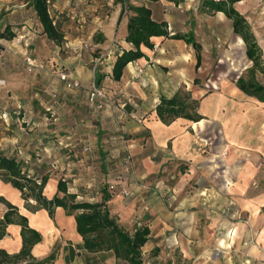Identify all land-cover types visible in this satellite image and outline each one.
Returning a JSON list of instances; mask_svg holds the SVG:
<instances>
[{
    "label": "crops",
    "instance_id": "0c3cea01",
    "mask_svg": "<svg viewBox=\"0 0 264 264\" xmlns=\"http://www.w3.org/2000/svg\"><path fill=\"white\" fill-rule=\"evenodd\" d=\"M104 4L112 6L113 0H106ZM216 13L225 18L233 32L231 20L221 12ZM90 16L93 17L90 21L96 24L94 28L79 36H68L66 33L65 42L56 45L43 33L42 25L29 0H0V46L8 48L5 59L0 62V97L8 96L9 99L11 96L21 95L27 86L37 83L39 88L35 87V95L40 96L39 104L45 105L48 111L54 107L55 101L52 103L53 100L50 99V104L49 100L42 97H45V92L56 97L54 87L59 80L37 69L29 73L22 55L26 52L48 69L65 70L69 67L71 78L81 86L78 92H70L68 99L65 98L68 101V136L58 143L68 147V156H57L56 144L46 147L47 152L40 156L45 164L61 170L46 174L48 180L43 188V195L47 199H52L55 195L63 196L62 192L57 191V184L60 179L65 181L67 176V192L76 195V202H83L77 201L82 198V188H97L100 193L103 189L108 191L107 186L118 182L117 178L123 176V173L109 174L108 155L111 153L128 154L131 159L129 179L136 184L142 183L151 175H159L164 179L161 174L170 163L182 165L186 178L199 179L201 175L214 178L212 173L216 170V165H210L214 162L213 159L218 157L224 163L229 154L238 152L239 147H246L247 140L253 139L252 133L244 131L242 114L234 112L233 98L238 96L237 87L236 91L233 89L229 93H208L194 86V80L202 72V57L200 67L196 70L192 45L183 40L152 37L150 41L153 47L148 49L142 46L144 56L129 62L123 69L120 80L114 82L110 75L116 56L121 55L123 50L132 48L125 41L127 18L119 20L118 12L107 15L104 19L93 14ZM172 16L169 12H164L155 17L152 10L154 20L167 23L170 36L176 33L172 26ZM18 35H23V41L29 44L27 50L22 44H16L15 38ZM82 46H89L91 50L100 49L101 55L81 58L70 51ZM62 52L67 55L62 57ZM99 59H102L100 63ZM90 66H95L97 70L95 77L101 76L98 86L104 89L106 97V105L101 108L98 103L103 101L91 102L88 98ZM27 77L31 78L24 80ZM186 86L192 99L199 101L196 113L202 118L198 121L176 118L173 122L164 124L156 114L161 98L170 99ZM237 109L239 111L240 107ZM108 128L116 130L118 134L109 136L105 132ZM58 130L62 129L57 126L48 129L45 125H36L34 131L55 133ZM48 133L42 137L48 138ZM125 137L128 139L120 140ZM30 142L49 145V141H43L40 136ZM76 167H80L77 175L74 171ZM245 172L248 174V171ZM228 176L230 172L225 170L218 178L222 181ZM238 179L241 186L234 187L232 191H228L229 194L233 192L241 195L248 192V175L242 171ZM215 189L208 192L209 196L215 197V201L218 199L216 196L228 195L222 188ZM0 197L16 206L19 214L27 218L28 227L39 233L41 240L31 249L34 260L40 262L53 254L54 260L41 264H84L80 251L82 238L76 231L74 215H69L61 207L54 210L53 218L44 209L30 211L25 207L26 202L20 191L1 180ZM254 206L259 207L258 204ZM5 211L6 206L0 202V218ZM20 230L18 225H9L6 236L0 240V249L9 254L17 253L22 246ZM259 257L263 259L264 254Z\"/></svg>",
    "mask_w": 264,
    "mask_h": 264
},
{
    "label": "rangeland",
    "instance_id": "374dc122",
    "mask_svg": "<svg viewBox=\"0 0 264 264\" xmlns=\"http://www.w3.org/2000/svg\"><path fill=\"white\" fill-rule=\"evenodd\" d=\"M127 1L134 6H148L154 11L155 17L169 12L173 15L172 26L176 33L193 34L201 45L202 72L194 80V86L200 90L208 93H229L233 89L239 91L236 89L238 79L242 78L246 83L252 77L264 86V74L260 72L264 67V0H242L234 4L235 9L248 22L262 52L258 68H253L252 62L246 57L244 43L242 52L237 53L233 49L237 35L231 32L225 18L218 16L206 4L210 0H178L177 3L170 1L171 4L163 2L168 0ZM105 2L106 0L47 1L50 16L61 25V30L64 34L68 33V36H79L94 28L96 24L90 21L93 18L91 14L104 19L107 15L118 12L119 20L130 15L126 10L120 17L121 5L107 6ZM50 45L53 46L51 43ZM117 48L120 50V47ZM192 49L194 52L193 47ZM70 51L81 58L101 55L100 49L91 50L86 46ZM22 55L24 60L29 56L25 53ZM61 55L64 57L67 54L62 52ZM236 67L238 70H235ZM88 69L91 71L90 90L93 85L102 88L96 84L95 66ZM61 70L68 75V81H77L71 78L69 67ZM40 72L48 73L59 80L54 87L56 97L53 98L46 92L45 97H42L49 100L48 103L50 99L53 100L52 103L55 101L50 111L46 110L45 105L39 104L40 96L35 95V87L39 88L37 83L27 86L21 95L11 96L9 99L8 96L0 97V156L21 161L23 172L36 178L61 171L45 164L40 156L45 155L46 147H53L54 144L57 147V156H68V147L58 143L68 136V101L65 98L68 99V93L81 89L78 81L77 87H69L62 82L56 74V68ZM29 78L31 77L24 80ZM237 91L238 96L233 98L234 112L242 114L245 121L244 131L252 133L253 139L246 141V147H239L238 152L229 154L231 156L228 155L224 163L218 157L213 159L214 162L210 165H216V170L212 173L214 178H205L204 175L199 179L186 178L182 165L170 163L161 174L164 179L159 175H151L147 180L136 184L129 179L131 159L128 154L120 152L118 155H108L109 174L123 173L122 178H117L118 182L107 186L112 195L108 202L110 214L129 232L141 226H148L150 229V238L141 249L142 264H264V258L259 257L264 254V102ZM179 93L188 106L192 105L187 86ZM105 99L104 96L101 100L91 102L103 101V104L98 103L101 108L106 105ZM36 125H45L48 129L57 126L62 130L55 133L35 132ZM105 132L109 136L118 134L110 128L105 129ZM47 133L48 138L42 137ZM37 135L43 141H49V145L30 142ZM127 139L125 137L120 140ZM79 170L80 167L74 169L76 175ZM225 170L230 172V176L221 181L218 176ZM242 171L250 179L248 192L241 195L233 192L229 194L228 191L241 186L238 177ZM65 182H68V176ZM215 188L224 189L228 195L216 196L218 199L215 201V197L208 195L210 189L214 191ZM84 189L80 193L81 200L77 201H101V193L97 188ZM257 204L259 207L254 206ZM262 233L263 236H260ZM80 251L84 264H127L115 260L110 252L88 253L84 249Z\"/></svg>",
    "mask_w": 264,
    "mask_h": 264
},
{
    "label": "trees",
    "instance_id": "16d2710c",
    "mask_svg": "<svg viewBox=\"0 0 264 264\" xmlns=\"http://www.w3.org/2000/svg\"><path fill=\"white\" fill-rule=\"evenodd\" d=\"M39 19L43 33L48 40L56 45L64 42V32L61 25L54 21L48 11V0H29ZM156 1V0H148ZM178 2V0H168ZM242 0H210L206 4L212 11L221 12L226 18L231 20L233 33L239 36L245 46L246 57L252 62L253 68L260 66L262 52L257 44L256 38L252 33L248 22L235 9L234 4ZM113 4L121 5L120 17L127 10L130 15L127 17V34L125 41L132 45L129 50H123L121 55L116 56V60L111 69L110 78L117 82L122 76L125 66L134 60L144 56L141 47L148 49L153 47L150 39L152 37H165L175 40H183L186 44L192 45L196 58V70L201 63V45L197 43L192 33L180 35L174 33L169 35L166 22H158L152 17V10L146 5H131L127 0H113ZM264 74V67L260 69ZM101 76H96V84L100 83ZM237 88L247 96L255 97L264 102V86L260 85L252 77L248 82L239 78L236 83ZM192 105L188 106L186 101L181 98L180 93H176L172 98H161L156 107L158 118L164 123L169 124L176 118H185L192 121H198L202 117L196 113L199 101L192 99ZM193 110V113H190ZM23 163L15 158L0 156V180L9 183L12 187L20 191L25 200V207L30 211L44 209L49 217L53 218L54 210L61 207L69 215H74L76 231L82 238L81 249L88 253L110 252L115 260L123 261L127 264H142L141 249L150 238V229L148 226L135 227L133 232L125 230L119 225L109 211L108 202L111 200V193L106 189L101 192V201L99 202H76V195L67 192L66 182L62 179L58 181L57 191L62 192L63 196H53L47 199L43 195V188L48 180V176L26 175L23 170ZM39 182V183H38ZM32 199L35 204L29 203ZM0 202L6 206L2 218H0V240L6 236V228L15 224L20 226V236L22 241L21 249L17 253L9 254L6 250L0 249V264H41L49 263L54 260L51 254L43 261H36L31 256L32 247L37 244L41 238L37 231L28 227V221L25 216L18 212L16 206L11 205L4 198L0 197Z\"/></svg>",
    "mask_w": 264,
    "mask_h": 264
},
{
    "label": "built area",
    "instance_id": "2783aa9c",
    "mask_svg": "<svg viewBox=\"0 0 264 264\" xmlns=\"http://www.w3.org/2000/svg\"><path fill=\"white\" fill-rule=\"evenodd\" d=\"M23 38H24L23 35H18L15 38V42H16V44H22L23 48L27 49L29 47V44L24 42ZM86 47H88L90 49L89 46H86ZM7 50H8V48H3L0 46V62H2L5 59ZM25 54H27V52ZM101 60L102 59H99L98 63H100ZM24 62H25L26 69L28 72H33L35 69H37L39 71H49V69L43 63L37 62L29 56L25 57ZM56 74H57L58 78L62 82L66 83L69 87H77L79 85V83L77 81H68V75L65 72H63L61 70V68L57 69ZM104 96H105V92H104L103 88H98L95 85L92 86V88L89 92V100L90 101L101 100L104 98ZM28 177H29V175H28ZM28 201L32 204H35V202L32 199H28Z\"/></svg>",
    "mask_w": 264,
    "mask_h": 264
},
{
    "label": "bare ground",
    "instance_id": "6f19581e",
    "mask_svg": "<svg viewBox=\"0 0 264 264\" xmlns=\"http://www.w3.org/2000/svg\"><path fill=\"white\" fill-rule=\"evenodd\" d=\"M233 49L237 52V53H240V52H242V49H243V41H242V39L240 38V37H238V36H236L235 37V40H234V43H233ZM245 58L243 57V63H244V65H245V63H246V61L244 60ZM237 68V67H236ZM235 70H238V68L237 69H235Z\"/></svg>",
    "mask_w": 264,
    "mask_h": 264
}]
</instances>
